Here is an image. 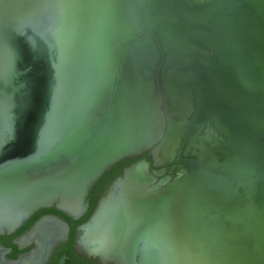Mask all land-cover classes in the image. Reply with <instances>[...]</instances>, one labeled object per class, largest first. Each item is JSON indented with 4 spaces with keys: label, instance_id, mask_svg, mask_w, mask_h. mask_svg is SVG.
Here are the masks:
<instances>
[{
    "label": "water",
    "instance_id": "water-1",
    "mask_svg": "<svg viewBox=\"0 0 264 264\" xmlns=\"http://www.w3.org/2000/svg\"><path fill=\"white\" fill-rule=\"evenodd\" d=\"M176 148L182 175L155 184L132 162L74 249L264 264V0H0V234L51 206L78 219L109 167ZM68 232L42 215L14 240L35 248L0 245V264H45Z\"/></svg>",
    "mask_w": 264,
    "mask_h": 264
},
{
    "label": "trees",
    "instance_id": "trees-1",
    "mask_svg": "<svg viewBox=\"0 0 264 264\" xmlns=\"http://www.w3.org/2000/svg\"><path fill=\"white\" fill-rule=\"evenodd\" d=\"M125 166H128L127 164H121L117 163L114 166L110 167L108 170H106L91 186L89 192H88V197L87 200L89 201V206L84 215L76 220V224H79L86 220L91 212L93 211L94 207L97 204V200L104 196L107 191H108V185L115 180V178L119 175H121L123 169ZM45 212H51L55 214L62 215L66 218V214L60 212L59 210L56 209L55 206L47 207V208H42L38 211H36L33 215H31L24 223L23 225L17 229L12 236L20 235L24 231H26L31 224L38 219L43 213ZM75 226H71L69 233L67 235V240L65 242H62L59 244L58 248L54 251L52 256L50 257L49 263L48 264H56L59 256L64 253L66 255V259L64 261V264H95L94 258L93 257H88L87 255L83 253H78L74 249V244H75ZM8 246H11L14 248V252L11 253L9 256L15 257L16 255V247L13 245L10 241H7L5 243Z\"/></svg>",
    "mask_w": 264,
    "mask_h": 264
},
{
    "label": "flooded vegetation",
    "instance_id": "flooded-vegetation-1",
    "mask_svg": "<svg viewBox=\"0 0 264 264\" xmlns=\"http://www.w3.org/2000/svg\"><path fill=\"white\" fill-rule=\"evenodd\" d=\"M200 134H201V135L210 134V136L213 137V134L210 133V130H209V129H206V128L202 129V131H201ZM177 150H178V148L175 149V151H174V153H175L174 156L169 157V158H166L165 160L161 159V161H156V160L152 159V158L148 155V153H147V154H140V155H137V156H135V157L124 158V159L118 161L117 163H121V164H127V163H128V166H129L132 162H134V161H136V160L144 159V160H146V161L149 163V168H148V170H149V173L152 174V175L155 177V182H154L155 184L158 183V182H159L160 180H162V179H167V182H168V181L171 180L172 178H174V177H176V176H179V175H182V174L186 171V169H185L184 167H182V166H180L179 164L176 163V161H177ZM148 151H149V150H148ZM148 151H147V152H148ZM117 163H115V164H117ZM115 164H114V165H115ZM114 165H112V166H114ZM112 166H111V167H112ZM125 167H126V166H125ZM109 168H110V167H109ZM109 168H108V169H109ZM108 169H107V170H108ZM112 182H113V181H112ZM112 182L108 185V188H109V189H110V187H111V185H112ZM109 189H108V190H109ZM89 190H90V189H89ZM88 192H89V191H88ZM87 197H88V195H87ZM87 197H86L85 203L87 204V209H88L89 201L87 200ZM98 200H99V199H98ZM98 200H97V202H98ZM87 209H86V210H87ZM39 210H40V209H39ZM37 211H38V210H37ZM45 214H53V215H56V216H58L59 218L63 219L64 221H66V222L68 223V225H69V230H70L71 226H75V228H76V226L78 225V224H76L75 222H76V220H78L79 218H78V219H72V218L69 217V216H67V217H69V218H66V217H64V216H62V215L55 214V213H51V212H45V213H43L42 215H45ZM42 215H41V216H42ZM81 217H82V216H81ZM81 217H80V218H81ZM22 225H23V224H22ZM13 233H14V232H13ZM13 233H10V234H8V233H2V234H0V245L6 247V248L8 249V251L2 253V258H3L4 260H14V259H17V258L19 257V255H21L22 253H25V252L30 251V250H32V249L35 248L34 244H29V245L22 246V247H20L19 245H17V244L14 242V240H15L19 235L12 236L11 234H13ZM68 233H69V232H68ZM21 234H22V233H21ZM21 234H20V235H21ZM66 240H67V239H64V240H62V241H59V242H57V243L54 245V247H53V249H52V252H51V254H50V256H49V258H48V260L46 261L45 264H48V263H49L50 257L52 256V254L54 253V251L58 248L59 244L62 243V242H65ZM7 241H10L13 245H15V247H16V249H17V251L15 252V253H16L15 257H11V256H9L11 253L14 252V248L11 247V246L6 245L5 243H6ZM75 247H76V244H74V248H75ZM80 253H82V252H80ZM94 262H95V264H114L111 260L101 261V260H99V259H97V258H94Z\"/></svg>",
    "mask_w": 264,
    "mask_h": 264
}]
</instances>
